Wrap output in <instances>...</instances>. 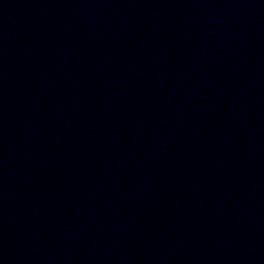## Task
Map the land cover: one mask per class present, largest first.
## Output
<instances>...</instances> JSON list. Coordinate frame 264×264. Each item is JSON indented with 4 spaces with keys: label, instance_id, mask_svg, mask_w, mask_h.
I'll list each match as a JSON object with an SVG mask.
<instances>
[{
    "label": "water",
    "instance_id": "95a60500",
    "mask_svg": "<svg viewBox=\"0 0 264 264\" xmlns=\"http://www.w3.org/2000/svg\"><path fill=\"white\" fill-rule=\"evenodd\" d=\"M0 264H264V0H0Z\"/></svg>",
    "mask_w": 264,
    "mask_h": 264
}]
</instances>
